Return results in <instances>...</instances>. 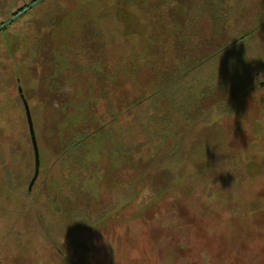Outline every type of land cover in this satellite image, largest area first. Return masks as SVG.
Instances as JSON below:
<instances>
[{"label": "rangeland", "instance_id": "obj_1", "mask_svg": "<svg viewBox=\"0 0 264 264\" xmlns=\"http://www.w3.org/2000/svg\"><path fill=\"white\" fill-rule=\"evenodd\" d=\"M23 17L0 39V259L264 264V0H37ZM140 126L152 144L128 156Z\"/></svg>", "mask_w": 264, "mask_h": 264}, {"label": "flooded vegetation", "instance_id": "obj_2", "mask_svg": "<svg viewBox=\"0 0 264 264\" xmlns=\"http://www.w3.org/2000/svg\"><path fill=\"white\" fill-rule=\"evenodd\" d=\"M36 1L37 0H0V39L3 40L6 43V45L8 44L9 41H11L14 38L18 39L20 32H22V34H23V31L28 24V21L26 19H24V17H23L25 10L28 7H30L33 3H35ZM19 95L22 96V99H23L22 101L24 103L25 98L23 97L21 89H20ZM33 124H34V122H33ZM34 130H35V128H34ZM35 134H36V132H35ZM36 140H37V145H38V150H39V158H40L41 150L39 149V143H38L37 136H36ZM32 150H33V156H34L33 144H32ZM7 164H8V166L6 168V171H8V173L11 171L9 176H8V179L10 181L12 180L13 172H15L17 174L20 173L23 178L25 177V173H26L25 169H23L22 171H19L18 168H16L17 167L16 166L15 167L16 171H14V168L12 169V167L9 165L10 163L7 162ZM55 164H56L55 162L50 161V165L52 167H54ZM41 165L42 164H41V158H40L39 170L37 172V175L35 176L36 168L34 167V172L30 178L31 184H29V186L27 184V186H26L29 191H30V189L33 188V186L35 185V182L38 180V177H39V174L41 171ZM65 211H68L69 213H70V211L75 213V210H73V209H68V210L66 209V210H64V212ZM60 213H62V211L57 210L56 216H57L58 221L60 219L59 218ZM73 216L74 215H72L71 218ZM0 264H23V263H20V261H18V258L11 257L9 259H7V258L0 259ZM38 264H43V260H42V262H38Z\"/></svg>", "mask_w": 264, "mask_h": 264}, {"label": "trees", "instance_id": "obj_3", "mask_svg": "<svg viewBox=\"0 0 264 264\" xmlns=\"http://www.w3.org/2000/svg\"><path fill=\"white\" fill-rule=\"evenodd\" d=\"M164 49H165V47L163 46L162 43H157V44L156 43H153V45L150 47V50L152 52L151 56L152 57H155L154 55L159 54V53H163L164 52ZM155 50H158V52L157 53H153ZM108 82H109V79H106L105 84L108 83ZM63 86L65 87L66 84L64 83ZM102 93H103V90H102ZM68 117H69V119H67L66 121H67V123L68 122L70 123V126L66 129V132L65 133L67 135H73L74 133H76V134H79L80 133L81 134V138H76V140H75L74 143L76 144V146H82V144H84L85 141H81V140L84 139V138H86L88 136V134L86 133L88 130L85 127L86 123L80 124V125L79 124H75V126H74L73 125V120L77 119L78 116L75 113H72V115H68ZM187 117H192V116L188 113V116ZM126 119H127L125 121L126 123L132 121L130 118H126ZM163 122H165V124H167V119L166 120H163ZM9 123H11V122H9ZM101 123H102L103 126L104 125H106V126L111 125V123L109 121H104L103 120V121H101ZM61 124H63V120L61 121ZM102 125H100L99 127H101ZM26 127H27V134L30 137L29 128H28V120H26ZM99 127H96V128L98 129ZM140 128L141 129L138 132H140V133L142 132V135L145 136L144 138L142 137V141L137 136H135V135L134 136H131V138H129V139H126L127 142H125L124 148H125V152L128 154V156H131V151L134 148L138 147L139 144H141L142 146L152 144V142H151V139L152 138L150 137V135L148 133H144L142 131V127L141 126H140ZM165 135L166 134H164V136ZM69 137L70 136L61 135L62 140L66 141V142H67V139ZM133 137H136V139L133 140ZM161 137L162 136H158L159 139ZM156 138H157V136H155V139ZM30 140H31V138H30ZM68 143H69L68 146L74 145L73 142L70 141V140L68 141ZM65 145H67V144H65ZM141 156L142 155L140 154V157ZM54 160H55V158H54Z\"/></svg>", "mask_w": 264, "mask_h": 264}, {"label": "water", "instance_id": "obj_4", "mask_svg": "<svg viewBox=\"0 0 264 264\" xmlns=\"http://www.w3.org/2000/svg\"><path fill=\"white\" fill-rule=\"evenodd\" d=\"M24 106H25L27 120H28V128H29L30 138H31V141H32V144H33V149H34L35 168H36L35 176H36L37 172L39 170V164H40L39 150H38L36 134H35V130H34L33 118H32L31 111H30V108L28 106V103H27V101L25 99H24Z\"/></svg>", "mask_w": 264, "mask_h": 264}]
</instances>
